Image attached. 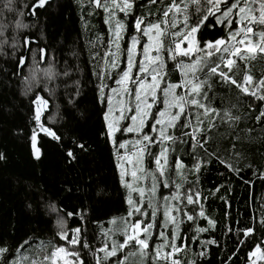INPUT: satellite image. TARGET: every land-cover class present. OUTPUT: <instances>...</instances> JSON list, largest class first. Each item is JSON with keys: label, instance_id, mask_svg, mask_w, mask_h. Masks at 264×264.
Masks as SVG:
<instances>
[{"label": "trees", "instance_id": "obj_1", "mask_svg": "<svg viewBox=\"0 0 264 264\" xmlns=\"http://www.w3.org/2000/svg\"><path fill=\"white\" fill-rule=\"evenodd\" d=\"M172 2L157 0L152 5L149 0H135L133 13L128 17L117 9L118 20L125 24L123 48L137 34L132 26L133 16H142L145 25L160 23L163 28L162 13ZM7 3L8 0H0V31L3 32L0 35V153L5 156L0 160V246L6 243L12 250L10 259L16 255H27L37 260L50 253L52 245L69 250L79 247L59 239V221L63 220L67 229H82L81 243L86 240L91 251L81 248V258L86 264H94L92 251L105 243L111 247L113 240L118 243L123 241L120 226L128 211V191L121 184L116 167L117 152L121 155L122 150L118 143L114 147L102 135L106 130L103 116L107 102H100L101 80L95 74L102 71L101 54L110 42V30L105 23L107 13L103 7L91 4L90 0H47L43 7L35 9L34 15L30 11L34 0H12L13 11L5 7ZM101 3L111 4V0H101ZM205 3L206 0H199V5L189 3V24L196 22ZM198 7L201 9L199 12ZM173 15L169 14V22ZM17 20L27 27L17 28ZM209 23L212 26H202L197 33L199 40L225 38L229 31L235 30L226 23L216 24L212 16L206 21V24ZM183 26V17L176 15V27L169 26L168 31H182ZM13 37L15 48L12 46ZM24 37L30 38L28 49ZM165 43L167 48L169 43ZM21 56L25 60L22 66L18 64ZM194 56L166 60L167 82L178 83L182 77L181 70L176 67L177 61L184 60L187 64L195 59ZM219 56L220 53H214L209 62H219ZM245 63L237 59L230 73L235 74L237 81L243 80ZM247 64V72L253 76L254 82L264 76V55H257ZM109 69L102 80L107 87L113 85L115 78L111 77L113 70ZM206 72L204 68L197 75L201 79L206 78L212 85L208 103L220 113L215 120L216 127L210 132L207 119L201 117L205 120L203 128L208 140L207 151L199 147L193 150L190 138L181 135L191 129H182L178 125L174 134L186 143L180 140L174 144L166 143L169 147L166 175L170 186L164 188L159 184V197L165 195L171 198L175 183L182 185L181 197L189 189L193 193L199 191L203 199L195 206L187 205L186 199L183 203L169 199L168 204L172 201L176 207L190 214L193 210L198 213L200 205H203L206 216L215 222L214 227H209L207 220L198 215L194 223L183 218L184 222L179 226L183 241L178 243L186 245V250L182 248L176 254L181 264H187L189 259L196 260L197 264H247L249 252L258 245L264 249V226L260 223L264 213V179L261 178L264 173V117L256 120L264 101L245 95L235 85L221 83L218 75L206 77ZM107 87L105 93L108 92ZM37 95L48 102L42 122L61 137L58 142L40 134L42 154L39 160L32 156L29 141L31 110L35 107L31 100ZM70 98L73 101L71 104L68 102ZM158 107L162 108V103ZM226 111L239 119L226 121L223 118ZM191 120L196 123V119ZM151 123L146 127V133ZM116 136L118 141L131 138L130 134L119 132ZM73 141L83 143L87 150L81 153L76 149L78 160L68 164L64 157L66 149L74 147ZM151 151L158 154L159 145H152ZM217 156L239 168V172L229 171ZM176 158L184 165V176L180 180L174 177ZM197 161H206L199 172L193 171ZM144 167L146 171L155 170L153 155L145 156ZM164 203L160 198L155 203L162 213L154 223L149 240L151 249L161 243V231L166 234L170 231V226L168 229L160 227L164 220ZM67 212H74L75 215L68 217ZM81 212L85 216L83 221L80 220ZM177 217L180 219L178 213ZM249 226L255 231L245 237L243 229ZM196 227L208 230L196 233ZM106 232L110 233L107 237ZM193 236L198 238L193 240ZM207 240H215L216 243L202 247L200 241ZM24 241H29V244L16 253L15 249ZM130 250L132 245L117 255L123 258ZM202 250L205 255L198 258L196 254ZM98 255L103 256V253ZM111 260L115 264L116 257ZM130 260L138 264V257L129 256L128 264Z\"/></svg>", "mask_w": 264, "mask_h": 264}, {"label": "snow or ice", "instance_id": "obj_2", "mask_svg": "<svg viewBox=\"0 0 264 264\" xmlns=\"http://www.w3.org/2000/svg\"><path fill=\"white\" fill-rule=\"evenodd\" d=\"M47 0H34L30 11L35 14L37 7H43ZM91 4H94L97 8L103 7L107 16L105 23H110V20L115 19L116 10L123 13L125 17H128L133 13L135 8V0H111V4L101 3V0H90ZM149 3L155 5L157 0H149ZM189 3L199 5V0H180L179 3L173 0L162 13L164 20L161 22L164 27H161L160 23L149 22L145 25L144 18L142 16H133V27L135 31L141 36L147 38V43L143 45V59L138 62V65L134 64L133 54L140 43L137 36H133L131 44L127 48L128 65L127 68L122 70V74L116 80L118 88H113L112 92L118 95L123 93L124 95L131 96L134 91L135 106H132L131 100L125 102L123 99H119L117 104H113V97L105 93V87L102 83L104 75L107 74L106 69L110 66L115 68L117 66V52L105 53L106 56L112 58L108 61L104 71H99L96 74L97 78L101 80L99 85L100 102H107V110L104 112L105 131L102 133L108 141H110L115 147L118 143L119 149H126L130 143L127 140L118 141L116 133H131L136 135V139L131 141L132 147L135 149L131 155L127 152L121 157L117 152V169H120V182L124 185L129 192L127 198L128 211L127 216L122 218L120 231L123 235V241L118 243L113 240L111 247L107 243L103 247L97 248L91 252L94 264H112L111 258L116 257L115 264H128V257H138V264H181V261L176 258V254L179 253L182 248L186 250V245L178 243L183 241V237L180 236V225L184 222L183 218H186L190 222H195V217H203L207 220L209 227H214V220L208 218L205 214L203 205H200L198 213L190 214L189 211H185L180 207L171 206L168 204L169 199L172 201H179L183 203L186 199L187 205H193L199 203L203 197L199 191L193 193L192 189H189L188 193L181 197L178 195L182 187L181 183H175L176 191L172 192L171 198L164 196V211H163V223L160 224L162 229H168L170 231H161L159 239L161 243L156 244L154 249H151L149 240L152 237V230L154 228V221L159 210V205L153 206V201L157 194V187L162 184L164 188H169V181L166 177V169L168 166V152L169 147L166 143L174 144L177 140L181 143L186 141L180 139V136L175 135L177 126L182 129H191L190 132L185 131L181 135L188 136L191 141V147L195 150L197 147L206 149L208 142L207 135L204 133L203 125L205 123L204 117L207 119V128L209 132L216 127L215 120L220 116L217 109L210 106L208 103V92L211 90L212 85L207 82V79H201L197 73L207 69L206 77L212 75H218L220 82L229 85H235L242 93L247 96H251L260 101H264V76L258 81L254 82L253 76L247 72L248 60L256 59L257 55H264V0H206L203 5L202 14L198 16L195 23L189 24ZM9 11H13L12 0H8L5 5ZM25 7H28L25 5ZM200 7L197 8L199 12ZM170 13H174L171 22L167 20ZM219 13V15H217ZM91 14V13H90ZM176 15L183 17V30L177 32H169V26L176 27ZM209 16L215 18L216 24L226 23L229 26L234 27V31H229L225 38H218L215 40L201 41L197 38V33L201 27H210V23L206 24L209 20ZM238 26V27H236ZM16 27H27L22 24L20 20L16 21ZM125 28V24L120 20L115 21V39L116 49H120L119 40L121 33ZM0 35L3 32L0 31ZM177 37L175 41H170L167 48L164 45L165 36ZM182 37V39H180ZM30 38L24 37V44L30 43ZM185 46L182 47L181 45ZM202 45V46H201ZM13 48L15 45V37H13ZM155 55H151L152 52ZM43 52V49H41ZM166 52V59L162 56V53ZM193 53H196V58L190 63H183V61H177L176 67L181 70V81L179 83L166 82V60H176V57H191ZM214 53H220L218 57L219 62H209ZM237 59L246 61L245 74L243 80L237 81L234 78L235 74L232 73L233 67L237 63ZM25 62L24 57L21 56L18 59V64L23 65ZM138 67L139 79H136V87L134 90H130L129 82L134 79L133 68ZM227 69L228 71H224ZM150 77V80L146 79ZM183 89V92L177 91ZM162 94V95H161ZM69 104L73 103L72 99H69ZM31 103L35 105L31 110L32 114L30 121L32 122L31 132L29 136L31 154L39 160L41 157V146H39L40 134L50 137L54 141H61V137L57 135L55 131L49 126H46L42 122V115L47 108V101L41 96L37 95L35 99L31 100ZM163 105L162 108L156 107L158 104ZM156 109L153 111V109ZM193 109L196 110V123L193 124L191 117ZM118 113V114H117ZM182 117H187L182 119ZM264 117V107L261 108L259 115L256 116V120L259 121ZM223 118L226 121L238 120V116H234L231 112H224ZM53 120L54 117H49ZM122 121H130V123H121ZM150 124L151 135L144 131L146 126ZM172 131H169V130ZM197 134H200L199 136ZM74 147H68L66 149L65 160L68 164H72L78 160L76 149H79L81 153L87 149L83 143H77L73 141ZM158 144L160 151L158 154H154L151 151V146ZM146 155L154 156V163L156 165L155 171L151 174V188L149 189V199L147 207L151 209V220H141L140 217H148L149 213L144 208L145 188L140 187L139 182L144 178L147 173L144 168V159ZM213 155V154H209ZM220 160L229 171L239 172V168L234 167L231 163L224 159ZM5 159L3 153H0V160ZM132 165L131 181L126 180L128 175L127 169L122 167L123 163ZM202 163L206 161H197L193 165V171L199 172ZM184 165L179 158L175 160V170L178 176L183 177ZM261 178L264 179V173L261 174ZM247 183V181H246ZM219 191V189H217ZM139 194L140 199L135 200L132 197V193ZM43 197V193H40ZM31 207V205H29ZM186 207V206H185ZM177 213L180 219L177 217ZM68 217L75 215L74 212H67ZM134 218V219H133ZM85 216L83 212L80 213V220L83 221ZM60 231L58 236L60 240L65 241L67 244L73 247L71 250L64 246L52 245L51 252L45 253L43 259H30L27 255H16L10 259L13 255L12 250L3 244L0 246V264H58V261H62L63 264H86L81 258L80 249L90 250L91 246L85 240L81 243L80 234L82 229L76 227L73 229H67L64 227V221H59ZM260 223L264 226V213L261 214ZM208 229L202 227H196V233H202ZM254 227H245L243 229V235L248 237L254 233ZM69 232L71 237L69 238ZM109 232L105 233V236H109ZM198 237L193 236L192 239L196 240ZM242 242V241H241ZM216 243L215 240L200 241L201 246ZM29 241H24L19 247L15 249L16 253L20 252V249L28 245ZM132 245L130 250L123 258L119 257L118 252H122L126 247ZM43 248V246H42ZM151 249V250H150ZM170 249V251H169ZM103 253V256L98 255ZM197 257H203L205 251L202 250L196 254ZM72 257L74 259H69ZM248 259L251 264H257V261H264V250L258 245L253 251L249 252ZM187 264H197L196 260L189 259Z\"/></svg>", "mask_w": 264, "mask_h": 264}, {"label": "rangeland", "instance_id": "obj_3", "mask_svg": "<svg viewBox=\"0 0 264 264\" xmlns=\"http://www.w3.org/2000/svg\"><path fill=\"white\" fill-rule=\"evenodd\" d=\"M116 20H118L117 15L115 16V19H112V20H110V23H107V25L109 27V30H110V40H109L110 42H108L106 44L107 46L103 50V52L101 54L102 55L101 58H100V60H101V67H102V71H104L105 70V66L108 64V61L112 58L111 56H106L105 53L117 52V56H116L117 66L115 68H113V69H109V68H112L110 66H109V68H107L109 70H113V73L111 74V77L115 76V78L112 80L113 85L107 87L108 88L107 94L108 95H111L113 97V104L114 105L117 104V101L119 99H123L125 102H128L129 100H131L132 106L134 107L135 106L134 91H132L131 96L124 95L123 93H121V94L118 95L117 93H113L112 92V89L113 88H118L119 87L116 84V80L119 78V75L122 74V70H124V69L127 68V65H128L127 48L131 44V40H130V42L127 44L126 48L125 49L123 48V45H122L123 35L121 33V38L119 40L120 49L119 50L116 49V47H115V45H116V39H115V21ZM134 36H137V38L140 41V43L137 45V47H136V49L134 51V54H133L134 64L135 65H138V62L143 59V45L145 43H147V38L141 36V34H139V33L135 34ZM176 39H178V38L177 37L170 36V35L169 36H166V38L164 40L165 48H166V44H167V43H165L166 41H168V43H169L170 41H175ZM181 46L184 47L185 45L182 44ZM151 55H155V52L153 51L151 53ZM194 55H197V54L196 53H193L191 56H194ZM162 56L164 57V52L162 53ZM193 58H196V56H194ZM182 61H183V63H185L184 60H182ZM43 62H44V60L41 61V64H43ZM139 75H141V74H138V67H135L134 66V68H133V76H134V79L132 81H130L129 82V85H128V87H129L130 90H134V88L136 87V79H139ZM146 79L150 80V77H146ZM165 81L167 82L166 79H165ZM180 81H181V79H180ZM178 90H180L179 92H181V93L183 92V89H178ZM158 106H160V104H158L156 107H158ZM195 117H196V110L193 109V111H192V117L191 118H194L195 119ZM125 122L126 121H122L121 123H125ZM127 122L130 123V121H127ZM146 127H145V129H146ZM145 129H144V131L146 132ZM148 133L151 134V135H154V133H151V128H150V130H149ZM125 134H130L131 135V138L127 139V141L130 142L128 144L127 148L126 149H121L122 150V154L120 155L121 157L126 152H127L128 155H131L132 151L135 150L132 147L131 141H133V140H135L137 138L136 135L135 134H131V133H125ZM143 164L145 166V159H144ZM122 167L125 168V169H127V171H128V175L126 176V180L127 181H131L132 165H129V164H127L125 162V163L122 164ZM155 169H156V167H155ZM154 171L155 170L146 171L147 175L144 178H142L141 181L139 182L140 187H144L145 188L144 208H145V211H147L149 213L148 217H143L142 216V217H140V219L141 220H147L148 222H153L151 220V216H150L151 209H149L147 207V204H148V199H149V189L151 188V183H152V181H151V174ZM119 173H120V169H119ZM166 177H167V175H166ZM174 177H176L178 180H180V178H181V176H178L177 175L176 170H175ZM126 190L128 191L127 188H126ZM174 191H176V187H175V190ZM128 195H129V192H128ZM128 195H127V198H128ZM131 195H132L133 199H135V200H139L140 199L139 194L136 193V192H133ZM178 195L180 196V192L178 193ZM164 196H160L159 197V191H158V187H157V194H156V197H155V199L153 201V206L155 207V203H156V200L158 198L163 199ZM126 202H127V199H126ZM169 205L175 206V204H173L172 201L169 203ZM161 213H162V209L160 208V210H158V212H157V216H156V219H155L154 223L156 222L157 218L160 216ZM262 250H264V249H262ZM69 259H73V258L72 257H69ZM58 264H63V262L62 261H58ZM130 264H137V262H134V261H131L130 260ZM247 264H251V262L248 260V263ZM257 264H264V261H257Z\"/></svg>", "mask_w": 264, "mask_h": 264}, {"label": "water", "instance_id": "obj_4", "mask_svg": "<svg viewBox=\"0 0 264 264\" xmlns=\"http://www.w3.org/2000/svg\"><path fill=\"white\" fill-rule=\"evenodd\" d=\"M26 47H27V49H28V45H27Z\"/></svg>", "mask_w": 264, "mask_h": 264}]
</instances>
